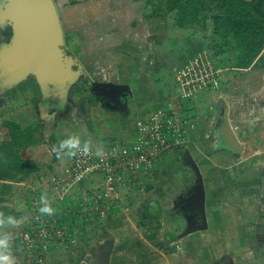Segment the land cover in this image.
<instances>
[{
    "label": "rangeland",
    "instance_id": "1",
    "mask_svg": "<svg viewBox=\"0 0 264 264\" xmlns=\"http://www.w3.org/2000/svg\"><path fill=\"white\" fill-rule=\"evenodd\" d=\"M83 1L62 0L65 7L59 9L54 0L61 17L63 54L74 63V77L56 94L58 103L50 107L43 101L41 92L29 84L31 76L15 85L3 83L0 77V129L7 120L22 129L39 125L36 144L43 150L40 145L44 140L50 142L49 146L46 143L49 155L54 144L72 134L79 135L83 142L116 129L127 139L139 117L159 109L134 113V102L147 98L144 93L137 94L141 89L133 81L134 58L152 49H146L147 44L153 45L157 58L150 63H155L152 70L159 68L160 72L157 80L153 79L155 87L165 83L171 68L177 70L204 53L221 69L219 91L197 100L193 111L201 120L200 129L191 135L186 148L166 157L134 191L120 190L116 200L99 199V176H90L62 203L51 205L56 210L52 216H41L40 206L35 213L33 201L25 193L21 196L17 191L14 196L11 192L7 196L10 202L0 206L23 207L22 217H28L26 223L8 229L13 236L16 264H98L100 251L110 240V264H264V67L238 70L229 56H213L208 50L210 21L204 28L184 31L173 27L172 15L146 18L151 13L146 0L142 22L138 30H133L137 36H126L128 43L124 45L100 23L102 19L78 24L73 21L79 15L89 17L90 7ZM5 4L0 0V50L13 36L10 24L1 20ZM74 4L77 6H69ZM157 22L160 24L154 28L148 26ZM138 43L143 47L138 48ZM146 67L140 63L138 70L143 72ZM99 83L117 85L121 97L103 99L105 92L98 88ZM48 91L54 93L53 89ZM47 99H52L50 94ZM173 103L187 102L175 99ZM182 109L181 115L189 119V113ZM228 128L238 145L230 139ZM241 150L243 155L239 154ZM247 155L250 157L245 158ZM198 177L208 188L204 215L188 207ZM44 223L49 231H61L62 238L45 240L43 252L39 242L31 249L25 247L19 234L29 231L35 235Z\"/></svg>",
    "mask_w": 264,
    "mask_h": 264
},
{
    "label": "built area",
    "instance_id": "2",
    "mask_svg": "<svg viewBox=\"0 0 264 264\" xmlns=\"http://www.w3.org/2000/svg\"><path fill=\"white\" fill-rule=\"evenodd\" d=\"M220 70L208 55L195 56L173 73L174 99L189 102L202 90H218ZM191 124L190 119L182 116L180 110L169 103L139 117L134 123L133 133L127 139L93 145L90 156L77 154L75 157H64L54 164L55 173L47 180V196L51 205L62 203L90 176L101 178L99 189L102 193L99 199L116 200L119 189L134 191L167 156L184 149ZM46 143L50 145V142ZM101 146L103 155L96 156L95 148ZM40 196L33 194L31 197L35 213L36 207L40 206ZM41 227L36 229L35 235L29 231L21 232V243L31 249L39 242L38 248L45 251V240L63 236L59 230L49 231L45 223ZM38 261L41 262L42 257Z\"/></svg>",
    "mask_w": 264,
    "mask_h": 264
},
{
    "label": "trees",
    "instance_id": "3",
    "mask_svg": "<svg viewBox=\"0 0 264 264\" xmlns=\"http://www.w3.org/2000/svg\"><path fill=\"white\" fill-rule=\"evenodd\" d=\"M155 1V3H154ZM148 19L173 16V27L191 30L211 22L208 50L213 56H229L238 70L264 67V0H146ZM200 28V29H201ZM217 67V65L215 64ZM33 90L34 80L29 82ZM36 102L35 100H33ZM39 125L22 129L3 121L0 129V204L8 201L12 183L36 171L24 152L37 143ZM0 212L20 218L15 210L0 206Z\"/></svg>",
    "mask_w": 264,
    "mask_h": 264
},
{
    "label": "water",
    "instance_id": "4",
    "mask_svg": "<svg viewBox=\"0 0 264 264\" xmlns=\"http://www.w3.org/2000/svg\"><path fill=\"white\" fill-rule=\"evenodd\" d=\"M5 1L1 20L13 28V36L9 45L0 50L2 82L15 85L31 76L41 93L49 89L61 93L74 77L71 72L74 63L63 54V31L54 0ZM98 88L117 90L120 87L99 83ZM227 131L234 145H238L233 131L230 128ZM188 201L190 209L204 215L205 195L200 177L195 194ZM112 247L113 240H110L107 248L100 251L98 264H110Z\"/></svg>",
    "mask_w": 264,
    "mask_h": 264
},
{
    "label": "crops",
    "instance_id": "5",
    "mask_svg": "<svg viewBox=\"0 0 264 264\" xmlns=\"http://www.w3.org/2000/svg\"><path fill=\"white\" fill-rule=\"evenodd\" d=\"M86 2V4H88V6L90 7V11H89V17L88 16H76L74 17L73 14L70 13L71 19H72V15L74 17L73 21L76 20V23H83L84 20H88V21H92V20H99L102 19L100 23H102L105 27L108 26L109 27V33L112 32L114 34V38L118 39L119 42L121 41L122 44L126 45L128 43V39H126V36H129L132 39H135V37L137 36V34H135L133 32V30H138V26L140 21L142 22L141 18L142 16H144L143 12V4L145 3L144 0H84L83 3ZM77 4V3H76ZM69 5L70 7H76L77 5ZM56 5L59 6V9L64 8L65 6L64 3L62 2V0H56ZM68 8V7H67ZM65 14L69 15V9H64ZM73 13H76V10H74ZM92 16V17H91ZM83 17V18H82ZM67 18V16H66ZM61 19V17H60ZM78 19V20H77ZM65 20V19H64ZM70 20V17H69ZM66 21V20H65ZM73 21H70L71 23ZM66 23H68L66 21ZM69 24V23H68ZM158 24L160 23H154V24H149L148 26L151 28H154L155 26H158ZM71 28V27H70ZM74 28V27H72ZM153 32H151L152 34ZM73 34V33H72ZM152 36L155 37L154 33L152 34ZM141 43L137 44V47H143L140 46ZM152 44H147L146 45V49L147 46H149L152 49H149L148 52H146L145 55H143V57L140 55V58H134L135 62V67L136 69L134 70V77L133 81H135L134 83L136 84L137 82L138 87H140V91L137 92V94H142L144 93V95H147L145 98L146 100H138L137 102H134L135 105V110L134 113H141L142 111H146L149 110L150 108L153 107H164L165 105L172 103L176 108H178L179 110H183L182 108L186 109V112L189 113L192 124L191 127L188 131L187 134V142L185 145V148L189 142V139L191 137V135L193 133H197V131L200 129V124H201V120L196 117L195 113H194V109L196 108V102L198 99L202 98V97H207V96H212V94H216L218 90L216 91H212V90H202L198 93V95L196 96L195 99L183 104V105H177L174 104L173 102L175 101V97H174V84H173V73L175 71V68H171V74L169 75V78H166L165 83L161 84L160 86L157 85L155 87V85L153 84V79H156L160 76V72L158 71L159 68H156L155 71L152 70L155 63L150 64L152 61H156V56L154 55V47ZM145 49V50H146ZM110 56H112V54H108ZM107 56H104V58H107ZM117 57L121 55H116ZM108 62V60H107ZM140 63H143V65H146V69L143 72H140L138 70V68H140ZM172 75V76H171ZM141 78V79H140ZM142 81V82H139ZM167 84V85H164ZM185 105H187V107H185ZM190 106V107H188ZM132 125V121L130 120L129 125ZM122 129V128H121ZM126 129V128H125ZM128 130V129H127ZM132 130V129H131ZM130 132L133 133L134 131V127L133 130ZM128 132V134L130 133ZM199 132V131H198ZM122 131L120 132V130H114L113 132H108L106 135H102L100 134L99 137L97 136H91L92 138H89L88 141L91 142L92 145H96V144H107L110 143L111 141L117 140L122 138ZM50 138H54V137H50ZM220 138H222V136L220 135ZM123 139V138H122ZM44 144H41L40 146H44L45 148L43 150L39 149V146H32L31 148H29L26 158L30 159L32 161V163L34 164V166L36 167V171L29 174L28 176L24 177L21 181L17 182V183H12V194L16 196V193H18L17 191H19V193L21 194V196L25 193V196H30V198L32 197L33 194L35 195H41V194H47V185L44 183V181L53 173L55 172V166L54 164H56L59 160L56 159L55 154L54 155H49L48 150H47V144L46 141L44 140ZM237 151V150H236ZM239 154L243 155L244 151L241 150L239 152ZM261 152H259L257 154V156H261L260 155ZM170 156V155H169ZM167 156V157H169ZM256 156V157H257ZM45 158L44 159H42ZM187 157V156H186ZM250 156L247 155L245 158H249ZM32 182V183H31ZM153 188V187H151ZM122 190L119 189L118 192ZM204 195L205 198L207 197V190L208 188L204 187ZM124 192V190H122ZM153 193V192H152ZM10 198L8 199V201L10 202ZM29 198V199H30ZM68 199L65 201L67 202ZM18 202L20 203L21 200H18ZM18 202H16V204H14L15 202L13 201L12 204L16 206H18ZM23 202V201H22ZM206 199L204 201V206L207 208V204H206ZM9 204V203H8ZM220 205V204H219ZM219 205L217 207L218 213L221 214V211H219ZM12 206V205H11ZM24 207H26L24 205ZM23 207L20 209H15L13 208V210H15L18 214H20V217L23 216ZM26 212V211H25ZM28 213V211H27ZM31 216V214L29 215ZM11 232V231H10Z\"/></svg>",
    "mask_w": 264,
    "mask_h": 264
},
{
    "label": "clouds",
    "instance_id": "6",
    "mask_svg": "<svg viewBox=\"0 0 264 264\" xmlns=\"http://www.w3.org/2000/svg\"><path fill=\"white\" fill-rule=\"evenodd\" d=\"M51 153H54L57 160H62L64 157H75L77 154L90 156L93 154V145L90 141H83L76 134L69 135L62 139L58 144H54L51 148ZM96 156L103 155L101 147L95 148ZM40 207L38 209L41 216H52L55 214V209L51 206L47 194H41L39 197ZM28 217L17 218L12 215H5L0 212V264H16L15 256L12 251V233L8 231L11 228H17L26 223Z\"/></svg>",
    "mask_w": 264,
    "mask_h": 264
},
{
    "label": "flooded vegetation",
    "instance_id": "7",
    "mask_svg": "<svg viewBox=\"0 0 264 264\" xmlns=\"http://www.w3.org/2000/svg\"><path fill=\"white\" fill-rule=\"evenodd\" d=\"M0 10H1V8H0ZM7 29H8V27H7ZM0 39H1V36H0ZM0 42H1V40H0ZM103 91L105 92L104 94H105V96L103 95H101V97L103 98V99H105V100H108V97H114V98H117V97H121L120 95H121V93H120V90H119V92H118V90H113V89H103ZM48 92V93H47ZM120 93V94H119ZM42 94V97H43V101H46V103L47 104H49V106L50 107H55V103H58V98H57V95L56 94H58V93H56V92H54V93H52V92H49V91H46L45 93H41ZM48 94H50L51 95V97H52V99H47V97H48ZM107 95V96H106ZM49 100H51V102L50 103H48L47 101H49ZM47 111H49V110H51V108L49 109V108H45ZM52 111V110H51Z\"/></svg>",
    "mask_w": 264,
    "mask_h": 264
},
{
    "label": "bare ground",
    "instance_id": "8",
    "mask_svg": "<svg viewBox=\"0 0 264 264\" xmlns=\"http://www.w3.org/2000/svg\"><path fill=\"white\" fill-rule=\"evenodd\" d=\"M264 93V92H263Z\"/></svg>",
    "mask_w": 264,
    "mask_h": 264
}]
</instances>
